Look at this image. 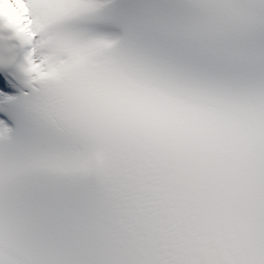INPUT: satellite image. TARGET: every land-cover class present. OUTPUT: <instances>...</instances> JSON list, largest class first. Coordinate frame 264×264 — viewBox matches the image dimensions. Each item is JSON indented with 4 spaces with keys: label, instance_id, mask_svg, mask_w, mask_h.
<instances>
[{
    "label": "snow or ice",
    "instance_id": "6c2138e0",
    "mask_svg": "<svg viewBox=\"0 0 264 264\" xmlns=\"http://www.w3.org/2000/svg\"><path fill=\"white\" fill-rule=\"evenodd\" d=\"M161 95L264 126V0H0V264ZM229 264H264V229Z\"/></svg>",
    "mask_w": 264,
    "mask_h": 264
},
{
    "label": "clouds",
    "instance_id": "9594fccd",
    "mask_svg": "<svg viewBox=\"0 0 264 264\" xmlns=\"http://www.w3.org/2000/svg\"><path fill=\"white\" fill-rule=\"evenodd\" d=\"M261 229L264 126L161 95L125 112L84 188L16 251L21 264H229Z\"/></svg>",
    "mask_w": 264,
    "mask_h": 264
}]
</instances>
